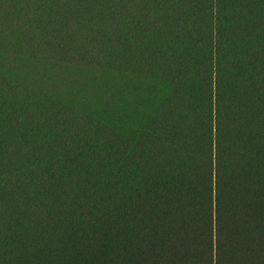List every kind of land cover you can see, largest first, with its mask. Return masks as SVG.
Here are the masks:
<instances>
[{
    "label": "trees",
    "instance_id": "16d2710c",
    "mask_svg": "<svg viewBox=\"0 0 264 264\" xmlns=\"http://www.w3.org/2000/svg\"><path fill=\"white\" fill-rule=\"evenodd\" d=\"M152 1L154 15H158L159 20L150 25L143 21L138 28V35H145V43L139 48L140 58L143 56L140 68L146 63V72H159L172 92L162 105L163 115L156 114L142 135L138 133L137 139L141 138L145 147L147 136L149 141L145 142L158 153L159 158H163L161 161L166 168L157 171L159 166L155 168L151 164L145 170L147 166L137 162L135 167L143 176L142 185L154 191L153 197L160 199L161 194L163 203L172 207V220L170 223L155 220L146 227V223L141 222L144 229L155 228L152 230L155 238L147 231L131 233L129 223L123 222L120 237L117 238L120 251L130 249L134 243L153 257L161 255L159 264H190L193 223L200 221L198 215L193 217L192 213L193 205L195 208L200 205L197 193L200 183L192 174L193 153L188 145L192 124L191 96L195 84L193 74H196L203 78L207 100L202 203L206 211L203 219L205 246L210 258L205 264H264V0ZM117 23L119 28L126 30L118 39L122 71L128 74L132 54L128 4L122 2ZM50 30L53 34L43 38V42L42 38L36 40L38 46L31 49L32 54L43 50H51L54 54L62 51L65 57L75 59L71 47L66 49L65 41L68 39L73 45L77 43L82 52L78 58L80 63L90 61L95 64L104 62L107 67L111 65L112 38L109 28L101 25L95 34L88 33L85 40L79 42L74 35L65 38L57 25ZM34 32L37 33V30ZM89 42L96 45L94 56L89 52ZM17 51L20 53L21 48ZM153 62L155 65L151 68L150 63ZM10 79L0 74V155L7 164L16 166L6 182H17L16 178L30 172L34 165L45 172L47 179L44 182L50 185L53 181L51 177L60 175L57 170L59 164H72L75 160L74 144L72 150L66 148L74 137L63 136L61 139L56 133L60 127L55 128L58 124L68 125L64 112L66 106L56 102L59 108L50 107L56 114L44 120V126L51 133L49 144H59L61 148V152L54 155L48 142H38L35 138L37 122H34V116L37 117L41 110L33 99H37V91L24 87L32 98L25 96L24 89L21 94L8 93L5 84ZM29 106L34 110L31 111ZM173 106L176 112H173ZM67 112L73 118L81 115L72 106ZM12 124L20 129L14 132ZM85 129L94 135L95 146L104 155L110 156L113 151L121 150V173L128 176L134 165L129 139L131 134L119 128L115 129L116 132L109 122L99 120H92ZM156 143H161L164 151H159ZM91 146L86 143L80 158L84 154L83 157L88 159ZM136 147L139 150L142 144L137 142ZM95 170L101 174L104 168ZM195 170H198L197 166ZM98 182H93L92 187L98 188ZM187 187H190L191 193L186 190ZM58 188L69 189L60 185ZM144 203L148 205L149 202L139 200L140 209L145 207ZM154 205L158 204L154 202ZM86 218L97 228L91 230V240L85 249L77 253L69 245L62 249L59 223L55 220L56 224L45 225V229L57 244L36 252L33 242H27L22 264H100V249H109L113 242L112 227L105 219L103 221L101 215L89 213ZM144 218L142 214L141 219ZM19 241L22 245L21 237ZM234 257L239 258L238 261ZM65 260L67 263H64Z\"/></svg>",
    "mask_w": 264,
    "mask_h": 264
},
{
    "label": "rangeland",
    "instance_id": "374dc122",
    "mask_svg": "<svg viewBox=\"0 0 264 264\" xmlns=\"http://www.w3.org/2000/svg\"><path fill=\"white\" fill-rule=\"evenodd\" d=\"M146 1L0 0V74L11 78L5 84L8 93L21 94L24 89L27 93L25 96L32 98L28 89L37 91L38 97L33 99L41 107L37 117L34 116V122H37L35 138L38 142L49 144L51 133L44 126V120L56 114L50 107L59 108L56 102L65 105L64 112L69 123L66 127L58 124L55 128L60 127L61 131L57 129L56 133L60 134L61 139L63 136L74 137L66 148L72 150L74 144L76 151L72 164L69 162L59 164L57 170L60 175L51 177L53 181L50 185L44 182L47 179L45 172L38 170L34 165L30 172L27 171L25 175L22 173L20 178H16L17 182H6L14 173L16 166L7 164L0 155V264H22L21 258L24 257L23 251L27 242H33L36 252L56 245L57 242L48 236L45 229V225L51 226L56 224V221L59 223L57 227L60 234L59 242H63L62 249L68 245L75 253L85 249L91 240V230L97 228V225L87 222L86 217L89 213L103 216V221L105 219L113 231V242L109 249L105 247L100 249V264H159L161 255L153 257L134 243L130 249L121 253L117 243L123 222L129 223L131 233L147 231L149 236L155 238V232L152 231L155 228H144L155 220L160 219L163 223L165 221L170 223L172 220V207L163 203L165 201L161 194L160 199L153 197L154 191L142 185L143 176L135 167L137 162L144 163L147 166L145 170H148L151 164H154L155 168L159 166L157 171L166 168L162 162L163 158H159L158 153L145 142L149 141V138L145 137L143 147V140L137 139V135L138 133L142 135L156 114L163 115L162 105L172 92L159 72L158 74L154 71L146 72V63L140 68L143 56L140 58L139 48L145 43V35H138V28L143 21L150 25L151 22L158 23L159 20V16L154 15L153 1L148 0L147 3ZM122 2L128 4L130 10L132 58L130 57L128 74L122 71L118 39V36L120 38L121 34L124 35L126 32L124 28H119L117 23ZM54 25L61 28L65 38L74 35L76 42L84 41L88 33L95 34L101 25L109 28L112 38L111 65L107 67L104 62L95 64L90 61L80 63L78 58L82 52L77 43L73 45L68 39H65L66 49L68 50V46L71 47L75 59L65 57L62 51L54 54L51 50L49 52L43 50L32 54L31 49L38 46L36 40L42 38L43 42V38L52 35L50 28ZM35 29L37 33L34 32ZM87 44L90 54L94 56L96 45L92 42ZM18 48H21L20 53L17 51ZM148 54L149 52L146 53ZM150 64L153 68L154 62ZM193 79L195 84L190 111L192 124L189 129L191 137L188 145L190 144L193 153L192 174L200 183V190L197 191L200 195V205L199 208L193 205L192 213L193 217L195 214L198 215L200 221L195 220L193 223L190 264H205L210 258L205 246L203 219L206 211L202 203L206 132L204 112L207 111V100L202 76L193 74ZM18 86L21 88L18 89ZM25 86H28V89H25ZM22 105L23 102L20 101V106ZM71 106L81 113L79 117L73 118L67 112ZM33 107L31 111L34 110ZM173 109V112L177 111L174 106ZM84 116L87 118L86 121ZM92 120L109 122L114 130L119 128L131 134L129 139L134 165L128 176L121 173L120 149L113 151L109 156L104 155L100 148L95 146L94 135L85 129L86 125H91ZM12 127L14 132L20 129L15 124H12ZM87 142L92 145L88 159L83 157L84 154L80 158L82 152H85ZM137 142L142 144V148L139 149L141 153H138ZM156 144L159 151H164L161 143ZM49 148L54 155L61 152L59 144L54 146L49 144ZM195 166L198 170L194 171ZM95 168H104V171L99 174ZM93 182H98L99 187L93 188ZM59 185L69 189H60ZM189 188L186 190L191 193ZM155 191L159 190L155 188ZM141 199L149 202L148 205L144 203L143 209H140L142 206L138 204ZM154 202L159 206L154 205ZM142 214L145 215V220L141 219ZM141 222L146 223L145 227L141 226ZM31 232L33 235H30ZM20 237L23 240L22 245ZM71 243L73 244L70 245ZM240 259L241 263L242 257ZM64 263H67V260Z\"/></svg>",
    "mask_w": 264,
    "mask_h": 264
}]
</instances>
